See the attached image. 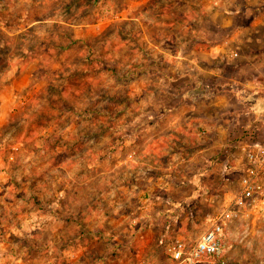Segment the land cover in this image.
I'll return each instance as SVG.
<instances>
[{"label": "rangeland", "instance_id": "374dc122", "mask_svg": "<svg viewBox=\"0 0 264 264\" xmlns=\"http://www.w3.org/2000/svg\"><path fill=\"white\" fill-rule=\"evenodd\" d=\"M226 1L0 0V264H173L167 245L208 228L240 189L242 139H264V27L231 32L262 2L251 0L226 30ZM162 18L179 22L182 53L201 62L206 93L187 77L165 78L174 66L157 62L163 53L145 31L148 21L161 44ZM196 38L220 48L195 50ZM173 89L189 93L179 100ZM207 170L214 185L195 186L197 207L162 238L156 215L137 255L133 217L152 214L146 207L166 182ZM232 230L224 255L198 264H264V222L240 219Z\"/></svg>", "mask_w": 264, "mask_h": 264}, {"label": "crops", "instance_id": "0c3cea01", "mask_svg": "<svg viewBox=\"0 0 264 264\" xmlns=\"http://www.w3.org/2000/svg\"><path fill=\"white\" fill-rule=\"evenodd\" d=\"M147 1V0H145ZM260 2H262L261 6L260 5H254V9L257 10L258 13H256L254 20H251L249 25H247V22H242L240 24V27L238 29H232V37L234 35H237L238 33L242 32V36L245 35L246 30L251 31L252 28H257V27H264V0H259ZM253 1L251 0H227L225 3V12H226V17L224 19V22L219 25L220 27H225L226 30H230L232 28V23H233V17L234 18H241L244 20L243 15L247 14L248 11L252 8L253 5ZM215 5H218V2L215 1L214 2ZM257 6V7H256ZM160 11V10H159ZM163 13V12H162ZM118 16V18L120 17L119 13L116 14ZM115 15V16H116ZM116 16V17H117ZM115 17V18H116ZM252 18V19H253ZM135 20H139V18L137 16H135L134 18ZM240 20V19H239ZM246 20V19H245ZM169 21V22H168ZM166 20V18H162V23L160 26H163V29H161L162 32H164L163 38L161 39L162 43L158 44L155 39L154 36L156 35L155 33H150L149 28V22L146 21V33H147V42L149 43V45H153L154 47H158V50L161 51L163 54H161V56L156 54L155 59L157 58V62H162L169 65H173V72L172 74L169 76H166L165 78L168 80L169 83H178L177 80H180L182 77L184 78H189L190 83H193V86L191 88H189L190 90H197V92H203L206 93V90H204L203 87H200L199 81L196 82L197 79H199L201 77V67H200V63L199 60L197 59V57L195 56H187L184 53H182L183 51V47L185 44H183L184 42V38L183 36H181V38L179 37L178 34L175 33L173 27L174 25H179V22L177 20ZM246 24V25H245ZM156 26V24H155ZM218 26L215 25V28H217ZM218 28V29H219ZM194 29V28H193ZM165 30V31H164ZM195 30H190L192 31L191 33H195ZM253 31V30H252ZM161 32V33H162ZM244 32V33H243ZM174 35H177V37H174ZM176 39V40H172V39ZM252 38V37H251ZM258 38V37H257ZM172 40V41H171ZM242 41H244V44H246L250 39L249 38H243L241 39ZM174 41V42H173ZM190 41H193L194 44H196V46L194 47L195 50H197L198 46L202 47L204 46L207 50V52H212L214 53V51H217V49L220 48V45L218 43H212L209 42V44L207 43V41L202 40V39H191ZM174 48V49H172ZM209 48V49H208ZM236 53V52H235ZM238 55V53H237ZM194 57V58H192ZM154 59V61H155ZM188 63V67L187 70H185L186 68V64ZM192 71V73H188L187 72ZM169 89H167L168 91ZM175 89H173L172 91L169 92H173L171 94L175 95L178 97V99H185L187 94L189 93V91L187 90H183L181 92H176L174 91ZM180 107L175 106V108L171 107V108H166V111H171V110H175V109H179ZM177 123H179V120H172L170 125H177ZM213 166V165H212ZM209 169V168H208ZM208 173V177L210 175V177L208 178V181L206 180V178L203 180L204 174L206 175ZM186 174V173H185ZM188 176V175H186ZM228 178L227 176L225 177V179ZM184 179H186L184 177ZM206 180V181H205ZM202 181V182H201ZM213 179H212V171L207 170V172H201L198 174L192 173L190 179H188L185 183L179 184L177 185V187H173L174 185L166 182V184L164 185V189L166 191V195L162 196V197H157L154 198V202L155 204H153L154 202H150L146 209H148L149 211H151V215L149 217L147 216H143L146 213H144L141 216H137V217H133L132 219V223H134V225H131L132 231L129 232L130 233V237L135 238V240H138L140 238V242L137 243L136 247L137 249H134V251H136L137 255L140 252L145 253L146 252V245L149 246V244L152 241V235L149 234V231L152 230L154 228V224L152 225V222L155 223V216L159 215V218H164L165 219V225L163 230L164 232L162 234H160L159 238H162L164 236H166L168 234V232H172V227L173 225L176 226V224L178 222H181L182 215L179 213L180 212H186L188 213V208H193L194 206L197 207V204L200 200H198L199 197V191L197 190H202V188L200 187L195 189V186H210L213 184ZM204 184V185H203ZM214 185V184H213ZM215 186H219L218 183L215 184ZM190 190L185 193L182 197L177 198L176 197V191L177 190H184V189H189ZM157 199V200H156ZM159 207H163L164 209L162 211H156L153 212L152 210L156 207L155 205H157ZM191 215H193L191 213ZM259 216V215H257ZM210 217V216H209ZM261 221L264 222V216H259ZM253 219H256V217L251 216L248 218H241L243 219L244 222L246 221H251ZM157 219V217H156ZM240 220V218L238 219ZM236 220V221H238ZM257 220V219H256ZM235 221V220H234ZM233 221V222H234ZM232 222V224H233ZM232 224H230V232L229 236H228V240L227 242L229 243V240L233 239L235 237V232L232 230ZM166 234V235H165ZM180 234H178L179 236ZM151 237V238H150ZM182 237V236H181ZM9 239V238H7ZM145 239V240H142ZM133 254V252H132ZM143 260L144 258H142V256L140 257L139 260ZM139 264V263H138Z\"/></svg>", "mask_w": 264, "mask_h": 264}, {"label": "built area", "instance_id": "2783aa9c", "mask_svg": "<svg viewBox=\"0 0 264 264\" xmlns=\"http://www.w3.org/2000/svg\"><path fill=\"white\" fill-rule=\"evenodd\" d=\"M255 137L254 133L245 135L240 145L243 154L236 167L240 172L239 191L226 198L221 208L210 215L208 228L195 240L180 238L167 245L173 264H198L206 258L222 257L234 220L264 216V139L255 141Z\"/></svg>", "mask_w": 264, "mask_h": 264}]
</instances>
